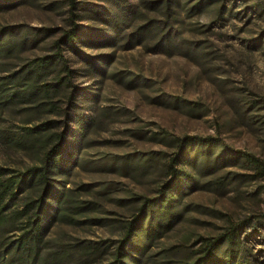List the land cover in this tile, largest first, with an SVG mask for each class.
<instances>
[{"label": "rangeland", "instance_id": "rangeland-1", "mask_svg": "<svg viewBox=\"0 0 264 264\" xmlns=\"http://www.w3.org/2000/svg\"><path fill=\"white\" fill-rule=\"evenodd\" d=\"M76 13L83 35L64 47L72 84L26 102L6 82L55 52L70 0H0V31L14 28L5 37L16 44L0 55V166H42L61 142L51 181L75 206L72 220L51 224L48 249L106 241L92 256L107 264L125 224L171 179L175 140L197 135L215 139L212 158L228 150L234 159L208 165L204 147L181 158L173 222L134 256L184 264L246 220L240 259L264 264V173L234 154L264 161V0H77ZM60 69L40 83H56ZM42 123L40 141L24 146L26 130Z\"/></svg>", "mask_w": 264, "mask_h": 264}, {"label": "trees", "instance_id": "trees-1", "mask_svg": "<svg viewBox=\"0 0 264 264\" xmlns=\"http://www.w3.org/2000/svg\"><path fill=\"white\" fill-rule=\"evenodd\" d=\"M76 10L77 0H70L71 25L55 41V52L32 60L28 70L9 77V82L6 83L14 82L19 89L10 95L12 98L26 97V102H35L41 96L53 97L63 86L72 84V69L68 65L64 47L67 44L75 46L83 35V26L78 22L80 16ZM13 31L14 28L0 31V55L15 49L16 44L5 37V34L11 35ZM52 66H61L59 72L65 74L61 76L59 73L54 84H41L40 81L45 80L44 76ZM52 108L56 109L55 106ZM48 128V123L29 127L25 132L24 144L21 142V145H35L40 141L37 132ZM56 138L63 137L57 135ZM175 141L178 151L168 162L171 179L162 187L160 196L146 198L134 218L125 224L123 238L107 264H130V260L140 264L142 260L135 257L134 252L141 256L151 240L171 226L176 208L171 193L181 175L177 168L181 158L193 155L195 160L199 148L204 147L208 165L211 162L216 165L234 159L228 150L212 158L210 150L216 143L211 137L187 135ZM63 151L61 142L54 144L45 152L42 166H29L25 170L0 166V264H78L80 259L79 264H99L92 255L100 256L109 248L106 241H89L74 245L61 243L48 249L46 236L51 224L54 221L72 220L69 210L75 207L67 200L66 192L51 181V168ZM234 154L245 157L257 166L259 172L264 173L262 159L243 151H235ZM246 224L245 220L233 225L221 237L206 241L197 256L184 264H244L239 250L242 243L240 230Z\"/></svg>", "mask_w": 264, "mask_h": 264}]
</instances>
